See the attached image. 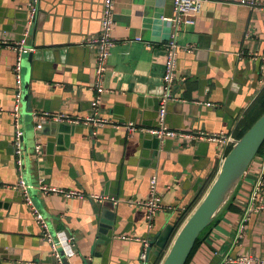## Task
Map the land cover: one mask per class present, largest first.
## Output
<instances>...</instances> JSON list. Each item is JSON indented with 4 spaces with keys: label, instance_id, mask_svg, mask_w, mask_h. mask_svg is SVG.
<instances>
[{
    "label": "crops",
    "instance_id": "0c3cea01",
    "mask_svg": "<svg viewBox=\"0 0 264 264\" xmlns=\"http://www.w3.org/2000/svg\"><path fill=\"white\" fill-rule=\"evenodd\" d=\"M30 1L0 0V264L54 261L31 205L15 187L20 171L12 111L19 53L9 44L23 37ZM260 1L263 5L256 8L240 0H206L196 22L180 32V45L190 44L194 50L178 54L176 98L169 104L167 123L185 135L161 138L144 129L158 125L165 44L173 31L163 17L174 14L173 0H115V44L103 90L96 84L97 52L85 42L100 35L104 0H39L28 39L35 50L22 61L24 176L35 185L33 203L54 238L73 237L64 244L66 264H141L145 239L152 243L167 224L175 226L181 213L188 210L181 226L190 216L198 205L191 207L195 197L212 178L209 189L228 148L241 137L243 122L261 108ZM248 30L252 35L246 38ZM35 111L73 117L97 112L122 127L107 123L94 130L66 120H36ZM126 122H134L137 130L129 132ZM200 133L219 137L207 139ZM263 154L264 149L254 157L235 196L204 231L188 264H237L226 259L240 255L264 264V210L249 211L255 205L256 184L264 182ZM153 175L163 208L150 228L143 202ZM41 183L110 200L67 198L44 192ZM153 263L151 256L148 264Z\"/></svg>",
    "mask_w": 264,
    "mask_h": 264
},
{
    "label": "built area",
    "instance_id": "2783aa9c",
    "mask_svg": "<svg viewBox=\"0 0 264 264\" xmlns=\"http://www.w3.org/2000/svg\"><path fill=\"white\" fill-rule=\"evenodd\" d=\"M206 0H173L174 14L170 17H163L166 21L170 23L173 27L167 43L165 44L167 63L164 73V92L161 97V103L159 107L158 114V125L155 128L144 129L146 132L156 134L161 138L165 137H179L185 135L183 132L177 131L169 127L167 123V113L168 107L172 100L176 97L174 95V84L176 81V70H177V59L180 51H193L194 47L190 44L184 46L180 45L178 40V35L182 30H185L188 25H192L196 22V18L199 15L202 5ZM241 4L247 5L249 7L261 8L263 3L260 0H240ZM114 5L115 0H104L103 3V13L101 18V32L100 35L86 41V45L95 48L97 52L96 58V84L100 90L104 89V79L107 71V61L111 54V48L115 44V39L113 37L114 30ZM39 11V0H31L29 4V16L27 21L26 29L23 33V37L20 41L15 43H10L9 45L13 47L19 53V59L15 67L17 76V91H16V103L13 107V115L15 118V134L13 140L14 152L16 155V163L20 171V179L15 187L21 190L26 201L31 205L32 212L40 224L44 237L51 243L52 254H53V264H64L65 255L64 244L69 242L70 239H63L61 237L54 238L53 233H51L48 225V221L44 214L37 208L32 200L31 191L35 188V185L28 182L24 176V161H25V129L23 127V117H22V102H23V78H22V61L23 55L33 52L35 48L29 44L30 27L34 24ZM252 31L248 30L246 38L251 37ZM211 104V103H208ZM35 119H54V120H66L77 124L90 125L92 129L96 130L98 127H102L107 123H110L114 128L122 127V123H117L109 118L100 116L95 112L92 115L86 117H73L66 114L51 115L48 112H33ZM123 126L129 131L134 132L137 130L138 126L134 122H126ZM201 136L207 139H216L219 137L217 134L200 133ZM36 150H40V145L36 146ZM264 163V154L261 156ZM264 175V169L261 170V177ZM263 180H260L259 184H256V193L253 196L254 204L249 211H262L264 210V199L261 197V190L263 186ZM39 188L44 192L49 193H61L67 198H78L84 199L86 197L94 198L99 202H104L110 200L106 195H86L81 190L78 189H64L58 188L51 185H46L41 183ZM263 192V191H262ZM146 209V220L150 228L153 227L154 221L157 213L162 210V196L158 189V180L156 175H153L150 179V190L149 195L143 202ZM240 237L243 235L240 234ZM151 243L148 239H145L144 249L140 255L141 264H148V252L150 250ZM227 263H237V264H250L258 263L261 264V260L257 257L251 255H240L236 258H227ZM263 264V263H262Z\"/></svg>",
    "mask_w": 264,
    "mask_h": 264
},
{
    "label": "water",
    "instance_id": "95a60500",
    "mask_svg": "<svg viewBox=\"0 0 264 264\" xmlns=\"http://www.w3.org/2000/svg\"><path fill=\"white\" fill-rule=\"evenodd\" d=\"M263 145L264 113L239 139L234 140L214 182L174 238L172 239L175 226L171 223L154 236L148 258L153 256L154 262L156 258L163 255L160 264H187L204 231L235 196L251 162ZM64 264H66L65 261Z\"/></svg>",
    "mask_w": 264,
    "mask_h": 264
},
{
    "label": "trees",
    "instance_id": "16d2710c",
    "mask_svg": "<svg viewBox=\"0 0 264 264\" xmlns=\"http://www.w3.org/2000/svg\"><path fill=\"white\" fill-rule=\"evenodd\" d=\"M263 113H264V93L261 94V108L258 109V110L256 111L255 115H252V117H251L250 119H247L245 122H243L244 129H243V131L240 133L239 136H242V134H244V132H246V131L252 126V124L257 120V118L260 117ZM231 148H232V146H230V147L228 148L227 153L231 150ZM263 149H264V145L262 146V148H261L260 151H262ZM211 180H212V178L209 180L210 183H211ZM210 183H209V184H210ZM209 184H207V185H206V186L200 191L199 195H198L197 197H195V199H194L193 204L191 205V207L194 208V207L200 202V200H201L202 197L204 196V194H205V192H206V190H207ZM187 212H188V210L185 212V214H184V213H181L179 219L175 222V230H174L173 235L175 234L176 230H177V229L181 226V224L183 223V221H184V219H185V217H186V215H187ZM200 238H201V237H200ZM199 243H200V240H198V242H197L196 245H198ZM195 247H196V246H195ZM194 250H195V248H194ZM194 250H193V251H194ZM193 251H192V253H193ZM192 253H191L190 257H189L188 262L190 261V259H191V257H192ZM162 257H163V255H162L161 257H159V258H156L153 264H159L160 261L162 260ZM188 262H187V264H188Z\"/></svg>",
    "mask_w": 264,
    "mask_h": 264
},
{
    "label": "rangeland",
    "instance_id": "374dc122",
    "mask_svg": "<svg viewBox=\"0 0 264 264\" xmlns=\"http://www.w3.org/2000/svg\"><path fill=\"white\" fill-rule=\"evenodd\" d=\"M30 139H31V137H30ZM205 195V194H204ZM203 198V197H202ZM201 201V200H200Z\"/></svg>",
    "mask_w": 264,
    "mask_h": 264
}]
</instances>
